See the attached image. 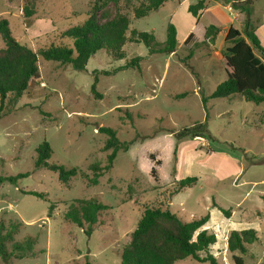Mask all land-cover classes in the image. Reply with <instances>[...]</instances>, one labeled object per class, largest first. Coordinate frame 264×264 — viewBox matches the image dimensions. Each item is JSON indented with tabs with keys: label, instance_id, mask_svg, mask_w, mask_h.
<instances>
[{
	"label": "rangeland",
	"instance_id": "obj_1",
	"mask_svg": "<svg viewBox=\"0 0 264 264\" xmlns=\"http://www.w3.org/2000/svg\"><path fill=\"white\" fill-rule=\"evenodd\" d=\"M196 1L167 0L135 18V9L147 0H0V19L7 20L12 38L34 52L72 47L62 32L84 23L93 12L98 23L104 16H126V37L135 29L152 33L161 43L170 23L177 38L169 55L150 54L143 44L131 42L123 46L121 60L97 51L83 71L38 57V76L18 99H4L0 177L28 176L15 185L0 184V233L20 226L4 243L11 257L0 258V264H75L85 258L91 264H120L145 207L168 210L185 221L208 215L203 229L215 235L210 253L218 264H234L232 255L243 264H264V104L233 96L208 99L204 106L201 99L230 73L222 54L229 46L224 37L229 27L243 30L244 13L231 7L243 0H205V8L192 17L187 7ZM252 3L250 24L264 47V0ZM26 4L33 11L29 18L23 16ZM209 25L216 27L212 42L204 39ZM136 57L138 69L103 73ZM94 76L99 96L91 92ZM204 122L210 139L176 138L182 129ZM101 127L111 128L129 145L93 186L89 167L104 166L108 154L102 150L106 135L99 132ZM43 141L52 150L48 163L76 168L75 177L61 183L57 173L34 168L35 149ZM186 177L197 182L176 192L177 182ZM27 191L42 193L44 199ZM91 198L105 209L97 229L86 236L64 214L72 201ZM247 229L255 231L258 241L246 244L244 255L228 252L230 232ZM27 237L34 239L31 250L14 251ZM175 264L207 263L187 258Z\"/></svg>",
	"mask_w": 264,
	"mask_h": 264
},
{
	"label": "trees",
	"instance_id": "obj_2",
	"mask_svg": "<svg viewBox=\"0 0 264 264\" xmlns=\"http://www.w3.org/2000/svg\"><path fill=\"white\" fill-rule=\"evenodd\" d=\"M100 1V0H98ZM167 0H147L134 11L135 18L147 16L151 11L158 9ZM255 0H243L240 3H231L234 10H239L245 15L243 30L239 31L229 27L224 43L228 44L222 52L230 73L224 82L216 86L209 97H201L205 103L208 99L230 98L241 96L245 101L264 104V61L255 54L259 52L264 56V47L250 24L252 13V2ZM205 8V0H197L187 7L188 13L196 17L198 12ZM23 16H32V7L26 4L23 9ZM105 20L98 23L96 12H93L84 23L69 28L62 32V38L72 41V47L50 46L34 52L24 45L17 43L11 36L9 25L6 19H0V37L4 41V48L0 49V110L4 99L12 95L14 100L18 99L27 89L29 81L38 76L37 59L41 57L45 61H52L61 65H69L76 71H83L88 60L100 50H105L116 60L123 59L122 48L126 42L143 44L150 54L169 55L175 51L177 46L176 28L173 24L166 27L165 40L157 42L152 33L130 31V37H126L129 21L126 16L116 14L104 16ZM216 27L209 25L204 32V39L214 40ZM190 37L186 38V40ZM140 57H136L112 72L103 71L105 75L115 73L123 69H138ZM97 77L94 76L91 85V92L97 95L95 90ZM99 132L106 135L102 150L107 151L106 164L100 166L94 163L89 167L92 173L88 183L95 186L98 178L108 171L120 150H127L129 142L121 143L116 132L108 127L99 128ZM199 137L210 139L206 122L184 128L176 133V138ZM34 161L35 169H47L57 173L61 183L68 182L77 174L76 168H66L63 165L49 164L48 160L52 150L48 142L43 141L36 149ZM175 154V151H174ZM157 163V162H156ZM150 173L155 178V168L151 167ZM27 173H20L15 176L0 177V184L7 182L15 185L19 180L27 177ZM197 182L196 177H186L177 182L176 192L192 187ZM26 194L44 199V194L35 191H27ZM264 199V195L261 196ZM105 206L95 198L87 200H74L64 214V219L82 229L86 236H89L97 229ZM51 207L48 210L50 216ZM222 214L228 216V210L220 209ZM209 219L205 215L198 219L185 221L168 210L159 207H145L135 229L131 233L129 243L122 249L120 264H175L178 261L190 258L197 263L218 264L215 257L210 253V247L216 243L215 235L203 229ZM20 228L18 224L11 225L5 235L0 233V258L7 261L12 253L5 249V241L11 239V234ZM2 232V229H1ZM258 241L254 230L231 231L226 240L227 251L230 253H246L245 245ZM34 239L27 237L24 242L16 243L14 251L25 252L31 250ZM234 264H243L240 256L232 255ZM91 264L85 258L83 263Z\"/></svg>",
	"mask_w": 264,
	"mask_h": 264
}]
</instances>
